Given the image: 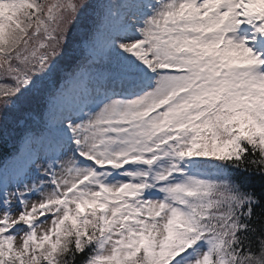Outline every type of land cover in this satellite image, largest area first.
Here are the masks:
<instances>
[{
	"label": "snow or ice",
	"instance_id": "1",
	"mask_svg": "<svg viewBox=\"0 0 264 264\" xmlns=\"http://www.w3.org/2000/svg\"><path fill=\"white\" fill-rule=\"evenodd\" d=\"M0 264H264V0H0Z\"/></svg>",
	"mask_w": 264,
	"mask_h": 264
}]
</instances>
